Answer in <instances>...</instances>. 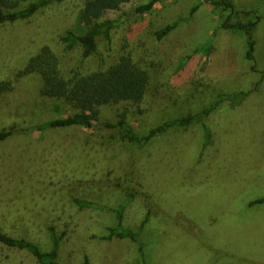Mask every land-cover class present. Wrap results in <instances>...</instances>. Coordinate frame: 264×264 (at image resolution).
Instances as JSON below:
<instances>
[{
    "label": "rangeland",
    "instance_id": "rangeland-1",
    "mask_svg": "<svg viewBox=\"0 0 264 264\" xmlns=\"http://www.w3.org/2000/svg\"><path fill=\"white\" fill-rule=\"evenodd\" d=\"M148 1L106 13L101 20L117 25L88 57L61 40L77 30L85 0L52 2L30 19L0 24V82L11 83L0 97V131L17 128L0 140V229L50 252L54 228L58 264L86 257L90 264H264V0H223L236 11L232 23L258 21L252 59L247 33L222 27L231 8L159 0L148 13L134 12ZM45 44L63 71L90 73L130 53L149 72L144 100L106 106L102 121L116 124L126 110L144 134L213 109L205 126L172 128L143 147L123 140L118 127L34 130L72 113L40 94L38 75L20 74ZM111 228L137 238L104 239ZM0 264L41 263L0 243Z\"/></svg>",
    "mask_w": 264,
    "mask_h": 264
},
{
    "label": "trees",
    "instance_id": "trees-1",
    "mask_svg": "<svg viewBox=\"0 0 264 264\" xmlns=\"http://www.w3.org/2000/svg\"><path fill=\"white\" fill-rule=\"evenodd\" d=\"M63 0H0V24L15 23L30 19L41 8L52 2ZM132 0H85L77 18V30H68L61 40L68 49L75 46L83 48V55L88 57L97 52L98 40L101 36L109 39L111 30L117 25L110 19L101 20L103 16L111 11L120 9ZM159 0H150L135 7L134 12L144 14L150 12ZM216 8L225 12L231 8L230 13L221 14L223 18L222 27L225 29H235L245 31L248 35V52L246 57L253 58L255 40L253 31L258 24L255 22L239 21L232 23V15L236 13L229 1L210 0ZM240 18V17H239ZM178 25L175 22L158 31V39L164 38ZM21 75L36 74L40 79L39 92L42 96L60 100L72 108V113L66 117H59L49 120L43 126H34V130H42L47 127L69 128V127H118L121 138L132 145L143 147L156 136L177 127H187L193 123L204 125L203 118L211 112L213 108L203 109L201 112L186 117L168 120L148 132L141 134L136 131L128 120V112L121 111L116 124L101 120L102 109L106 106H114L122 103H141L146 94L152 90V78L149 72L141 67L133 59L132 54L125 53L119 59L106 68H102L90 73H81L77 69L63 71L58 57L47 44L29 58ZM11 90V83L0 82V97ZM243 94V93H240ZM246 95V93H245ZM11 127L0 131V140H4L16 131ZM22 131L24 129H21ZM209 137V136H207ZM262 201V200H261ZM75 202L80 205H89L90 202ZM119 212V211H118ZM120 221L123 219L122 212L119 213ZM54 248L50 252L42 251L36 244L25 238H16L3 232L0 229V243L18 249H25L31 252L41 264H58L56 262L59 237L56 236L54 228H50ZM130 237L135 240L137 236L129 230L111 228L108 236L104 239ZM85 264H90L85 258Z\"/></svg>",
    "mask_w": 264,
    "mask_h": 264
}]
</instances>
